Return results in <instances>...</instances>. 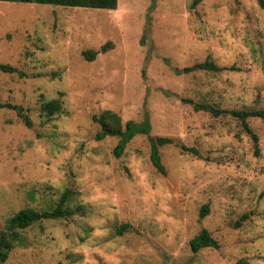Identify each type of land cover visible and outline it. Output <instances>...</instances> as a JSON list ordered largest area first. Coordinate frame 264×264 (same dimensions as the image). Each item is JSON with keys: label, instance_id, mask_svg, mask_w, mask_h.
Segmentation results:
<instances>
[{"label": "rangeland", "instance_id": "obj_1", "mask_svg": "<svg viewBox=\"0 0 264 264\" xmlns=\"http://www.w3.org/2000/svg\"><path fill=\"white\" fill-rule=\"evenodd\" d=\"M117 0L113 10L0 1V264H264V118L256 148L230 110H264V9L258 0ZM111 47L94 60L82 52ZM211 60L219 72H177ZM60 111L50 117L41 105ZM226 111L217 116L195 106ZM104 110L148 119L164 173L136 134L95 138ZM69 190L73 214L6 230L23 208L50 210ZM208 213L200 217V209ZM125 225L121 229V226ZM203 228L217 247L193 252ZM120 229V230H119Z\"/></svg>", "mask_w": 264, "mask_h": 264}, {"label": "trees", "instance_id": "obj_2", "mask_svg": "<svg viewBox=\"0 0 264 264\" xmlns=\"http://www.w3.org/2000/svg\"><path fill=\"white\" fill-rule=\"evenodd\" d=\"M0 1H11V2H32L38 4H50L53 6L62 7H84V8H100L113 10L117 6V0H0ZM201 0H191L190 7L194 8ZM258 5L260 8L264 9V0H258ZM110 42L104 43L97 50H85L82 52L84 59L94 60L97 54L105 53L111 47ZM224 69H236L234 66L223 67L219 66L211 60H204L202 62L194 63L191 66H186L181 69H176L180 73H188L195 70H207L213 72H219ZM0 71L7 73H17L19 76H25V73L18 70L9 64L0 63ZM0 108H7L14 110L19 118L23 121L26 126H30L31 122L28 116L24 112V108L20 105L13 104L10 102H1ZM196 109H204L217 116L226 111L220 110L208 105H198L195 106ZM41 111L45 116L50 117L55 113L60 111V102L57 99H51L44 102L41 107ZM231 116L240 120L242 127L249 134L255 145V151L257 152L256 142L257 135L252 132L248 126L247 119L250 117H260L264 118V110H254V109H243V110H230L228 112ZM92 119L99 124V130L95 134L97 140L103 139L105 136H116L119 138L118 143L114 148V153L119 155L123 150L125 144L136 134H145L148 136L150 144V160L155 169L164 173V168L160 160L159 148L167 144H176L182 151L191 152L198 155L197 150L193 147H187L183 144L175 143L171 138L165 136H152L150 135V125L148 119L145 118L144 121L137 123L134 121H127L122 123L119 115L111 110H104L98 115H93ZM70 191L65 190L60 198L58 199L55 206L50 210L38 211L33 208H23L17 211L13 216L9 218L6 223V230L11 235V239L16 235L17 230L24 229L33 223L40 221L42 219H58L67 217L73 214L72 210L68 207L67 202L69 200ZM208 213V206L203 205L200 209V217L205 216ZM125 225L121 226V229ZM120 230V229H119ZM190 249L195 253L201 248L205 247H217L216 240L210 235L208 230L203 228L196 236L189 241ZM12 248V243L10 240L5 239L3 235L0 236V261H5L8 252ZM239 264H243L240 261Z\"/></svg>", "mask_w": 264, "mask_h": 264}]
</instances>
